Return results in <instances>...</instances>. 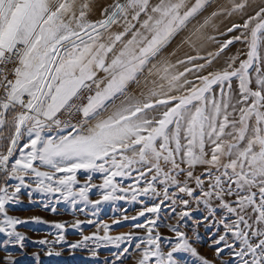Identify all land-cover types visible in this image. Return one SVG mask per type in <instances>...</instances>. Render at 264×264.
Wrapping results in <instances>:
<instances>
[{"label": "snow or ice", "instance_id": "1", "mask_svg": "<svg viewBox=\"0 0 264 264\" xmlns=\"http://www.w3.org/2000/svg\"><path fill=\"white\" fill-rule=\"evenodd\" d=\"M248 7L0 0V264H43L18 230L30 221L57 230L32 241L46 257L71 228L70 254L115 249L104 264H264V6ZM241 13L228 39L208 34ZM184 45L196 54L174 60ZM24 197L73 219L11 214Z\"/></svg>", "mask_w": 264, "mask_h": 264}, {"label": "rangeland", "instance_id": "2", "mask_svg": "<svg viewBox=\"0 0 264 264\" xmlns=\"http://www.w3.org/2000/svg\"><path fill=\"white\" fill-rule=\"evenodd\" d=\"M111 0H105V3H110ZM220 3H226L227 0H219ZM239 2V0H237ZM264 6V0H249V7L245 10L247 14H251L254 11L258 10L259 7ZM100 16V11L97 10L96 15L93 18H99ZM242 16L244 14H236L230 18H225V17H220L217 18L216 20L213 21V23L216 25V28L218 31L213 30L212 27H209L207 32L209 35H216L217 39L220 40L221 42L223 40L228 39L227 36H220L219 32L226 31L228 27H231L232 23H240L242 22ZM191 27V26H190ZM118 30V29H117ZM183 35H187V33H183ZM178 37L176 41H174L173 45L175 48L179 42L180 39L182 38ZM232 46V47H231ZM229 46L227 50H225L224 53L221 54V58H217L212 66L209 68V71L214 70V68H219L223 66L226 58L230 55L236 54L237 50L239 49L241 52L245 51V48L243 45L236 43L234 45ZM240 46V47H239ZM207 47V48H206ZM220 45L217 43L213 42H208L206 46L203 49H200V54L203 56H207V53L213 52L215 53L219 49ZM231 47V48H230ZM172 48L169 49V51L172 50ZM232 51V53H231ZM195 55L196 52L193 51L188 45H184L177 53V56L174 57L173 59L177 58H184L185 55ZM243 58V57H242ZM202 62V61H201ZM216 65V66H215ZM218 66V67H217ZM182 68V67H181ZM183 70V68H182ZM95 198V196L93 197ZM13 215H17L22 219H26L30 216H40L44 220H47L49 222L52 221H71L73 219L72 216L70 215H53L49 211L44 210L41 208L39 205H30L27 203V198L24 197V203L19 206H13ZM134 214V213H132ZM78 218L84 220L86 218H91V217H85L83 214L78 213ZM102 218L107 219V216H103ZM84 230V234H89L92 231H95V228L89 225H84L82 226ZM33 229H36L35 231ZM18 230L24 232L26 236L28 237V240L26 241V251L30 254L34 251H40L41 253V260L43 264H104V261L107 259L109 262L113 259L112 257V252L115 251V249L112 248H101L99 250V258L98 260H93L88 257L87 251L77 249L75 251V254L72 255L70 254V250L68 247V244L75 242L80 238L78 232L76 230H73L69 228L66 232V238H67V243L65 244H57L55 245L57 250L62 249V255L60 257H46L43 255L42 249L46 250L47 246H40L37 244L32 243V241H38L40 239H48V240H53L54 239V234L57 231L56 229L52 228L50 224H35L33 222H29L26 225H20L18 226ZM129 230V222H125L121 226H113L112 228V234H117L119 232H126ZM161 231L164 234H168L166 229H161ZM49 233H52V235H49ZM199 247V251L202 255L207 256L208 258H212L214 255V250L207 247V244H202ZM4 255L3 252H0V256ZM125 264H133L132 260L125 261Z\"/></svg>", "mask_w": 264, "mask_h": 264}, {"label": "bare ground", "instance_id": "3", "mask_svg": "<svg viewBox=\"0 0 264 264\" xmlns=\"http://www.w3.org/2000/svg\"><path fill=\"white\" fill-rule=\"evenodd\" d=\"M175 46H176V45H175ZM172 47H174V46H172ZM231 47H232V46H231ZM231 47H230V48H231ZM239 47H240V46H239ZM206 48H207V47H206ZM231 53H232V51H231ZM220 58H221V57H220ZM215 66H216V65H215ZM217 67H218V66H217ZM214 69H215V68H214ZM211 70H212V69H211Z\"/></svg>", "mask_w": 264, "mask_h": 264}, {"label": "crops", "instance_id": "4", "mask_svg": "<svg viewBox=\"0 0 264 264\" xmlns=\"http://www.w3.org/2000/svg\"><path fill=\"white\" fill-rule=\"evenodd\" d=\"M180 70H182V68H180Z\"/></svg>", "mask_w": 264, "mask_h": 264}]
</instances>
